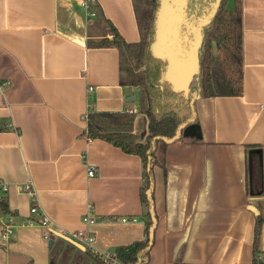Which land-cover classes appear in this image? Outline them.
I'll return each mask as SVG.
<instances>
[{"label":"crops","instance_id":"1","mask_svg":"<svg viewBox=\"0 0 264 264\" xmlns=\"http://www.w3.org/2000/svg\"><path fill=\"white\" fill-rule=\"evenodd\" d=\"M81 3L0 0V181L12 212L0 216V264H96L56 236L87 230V214L98 221L96 253L145 238L142 158L85 134L94 110L134 112V133H148L141 88L122 84L119 49L89 43L112 38L113 27L139 42L137 2ZM242 27V95L198 98L196 122L160 152L148 264H253L258 208L264 216V0H242ZM7 225L15 231L4 240Z\"/></svg>","mask_w":264,"mask_h":264},{"label":"trees","instance_id":"2","mask_svg":"<svg viewBox=\"0 0 264 264\" xmlns=\"http://www.w3.org/2000/svg\"><path fill=\"white\" fill-rule=\"evenodd\" d=\"M145 5L148 11L141 18L138 12L142 32L139 42H126L114 27L112 38L89 42L97 47L115 46L119 49L122 84L141 88L142 112L148 118V133L143 138L134 133V112L94 110L86 118L85 134L88 139H104L127 153L139 155L144 163L140 196L142 205L147 209L145 238L131 245L119 246L110 253L121 264H148L150 261L158 224L154 202L156 167L165 165L160 152H164L170 143L181 140L184 128L196 122L195 101L202 97L243 93L242 0H234L233 7L229 6V0H191L193 10H200L201 13V10L209 7L211 16L202 29L199 72L191 82L189 94L173 87L167 78V62L152 49L161 0H146ZM10 215L12 212L6 194L0 192V216ZM263 224L264 216L261 208H258L253 264H259ZM80 252L83 263L93 261L106 264L88 249Z\"/></svg>","mask_w":264,"mask_h":264},{"label":"water","instance_id":"3","mask_svg":"<svg viewBox=\"0 0 264 264\" xmlns=\"http://www.w3.org/2000/svg\"><path fill=\"white\" fill-rule=\"evenodd\" d=\"M180 1L182 2V0H161L156 38L152 49L157 56L167 62V78L173 87L189 94L191 82L199 72L202 29L208 23L211 14L207 19L199 17L192 20L185 11L178 10ZM182 128L183 125L179 129ZM56 236L82 251L86 250V247L72 238L59 233H56ZM49 246L52 248L53 241L49 242Z\"/></svg>","mask_w":264,"mask_h":264},{"label":"built area","instance_id":"4","mask_svg":"<svg viewBox=\"0 0 264 264\" xmlns=\"http://www.w3.org/2000/svg\"><path fill=\"white\" fill-rule=\"evenodd\" d=\"M82 6L84 8H86V10H90L93 6H95V0H82ZM92 15H95V12L91 11ZM95 173V168L94 166H91L88 169V174L89 175H94ZM25 186V190L27 193H29L31 196H35V191H34V187L33 184L31 182H27L24 184ZM7 191V185L0 181V192L5 193ZM31 213L33 215H38L40 214V210L38 209V207L33 206L31 209ZM40 225H44L47 226L48 225V221L47 219L40 214ZM133 219H129V218H122L121 221L124 223L130 222ZM83 222L84 224H86V226H88L87 230H80L77 231L74 235H72V239L75 240L76 242L82 244L84 247H86V249H88L89 251H91L94 255L99 256L100 258L103 259V261L106 264H121L117 259H115L110 253H106V254H100V253H96V251H94L93 245L95 243L96 237L94 235V233L92 232L91 228L93 226H95L96 224H98V221L93 218L92 216H90V214H87L86 216H84L83 218ZM28 224H35V222L33 221H29ZM14 227L12 225H7L5 227H3V231H2V238L4 240H8L12 237V235L14 234ZM45 239L46 240H51L52 237V233L47 230L45 233ZM258 262L259 264H264V251H261L258 255Z\"/></svg>","mask_w":264,"mask_h":264},{"label":"flooded vegetation","instance_id":"5","mask_svg":"<svg viewBox=\"0 0 264 264\" xmlns=\"http://www.w3.org/2000/svg\"><path fill=\"white\" fill-rule=\"evenodd\" d=\"M182 2L180 1L178 10L185 11V13H187L188 16L192 20L198 19L199 17H201L202 19H207V17L211 13V10H209V7L205 8L204 10H201V13H200V10H193L191 7V0H182ZM199 13L201 15H198ZM200 21H201V19H200Z\"/></svg>","mask_w":264,"mask_h":264},{"label":"rangeland","instance_id":"6","mask_svg":"<svg viewBox=\"0 0 264 264\" xmlns=\"http://www.w3.org/2000/svg\"><path fill=\"white\" fill-rule=\"evenodd\" d=\"M136 2L138 4V9H139L140 18H141L143 16V14H145V12L148 11L147 6L145 5L146 0H136ZM66 251H67V249H66Z\"/></svg>","mask_w":264,"mask_h":264}]
</instances>
